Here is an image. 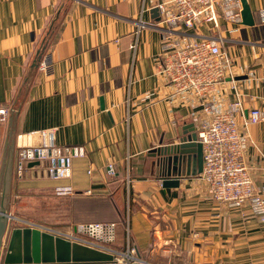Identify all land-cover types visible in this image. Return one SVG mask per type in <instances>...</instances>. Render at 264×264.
I'll return each mask as SVG.
<instances>
[{
  "label": "crops",
  "instance_id": "1",
  "mask_svg": "<svg viewBox=\"0 0 264 264\" xmlns=\"http://www.w3.org/2000/svg\"><path fill=\"white\" fill-rule=\"evenodd\" d=\"M246 1L255 25L241 23L231 32L233 25L220 19L219 29L245 113L252 107L264 110V0ZM141 3L0 0V108H9L0 121V189L5 173L11 190L20 137L55 127L58 144L81 145L84 155L72 158L70 176L62 180L42 175L37 166L24 176L40 189L71 184L76 193L60 198L77 208L86 206L89 214L101 208L104 215L91 218L102 221L122 222L127 194L126 223L123 230L117 225L107 249L122 252L132 246L134 257L145 264H264V222L247 207L241 211L214 201L197 175L180 176L178 186H161L154 150L195 130L198 117L191 110L197 108L191 105L196 98L174 96L169 83L154 73L160 34L153 27L135 32ZM58 13L49 44L39 50ZM158 18L151 10L144 13L145 20ZM187 31L213 34L207 28ZM44 58L51 62L46 72L37 67ZM219 94L223 102L233 99L229 82ZM247 129L251 142L244 159L254 185L261 187L264 123ZM33 140L22 137L21 144ZM108 163L114 175L107 172ZM74 217L75 223L85 218L81 211Z\"/></svg>",
  "mask_w": 264,
  "mask_h": 264
},
{
  "label": "built area",
  "instance_id": "2",
  "mask_svg": "<svg viewBox=\"0 0 264 264\" xmlns=\"http://www.w3.org/2000/svg\"><path fill=\"white\" fill-rule=\"evenodd\" d=\"M156 8L158 21L144 19V13ZM241 0H142L136 18V32L145 27L158 30L160 56L155 60V73L169 78L185 95L196 98L191 114L198 117L196 141L201 144L202 167L199 176L207 192L227 206H247L251 213L264 222V187L254 185L244 152L251 142L248 126L264 123V110L252 107L244 110L235 85L234 63L224 47L226 38L219 33L220 19L231 23L229 31H238L241 25ZM210 26V27H208ZM206 27L213 35L200 38L187 30ZM187 29V30H186ZM215 34V35H214ZM136 44L130 45L135 47ZM42 68H50V62L42 59ZM229 82L234 92L230 101L223 102L219 87ZM186 91L192 92L193 96ZM175 96V95H174ZM9 108H0V121L5 120ZM238 114L243 117L238 122ZM240 125L243 129L240 128ZM55 127L36 132L39 142L19 147L15 167L18 173L27 164L45 162L48 176L58 181L70 176L71 159L82 156V147H62L54 143ZM264 158V156H263ZM33 165L32 167L39 166ZM58 195H73L71 184L58 182L54 186ZM89 192V190H87ZM75 232H83L99 242H111L116 228L113 221H92L76 225ZM70 239H77L101 248L71 233L57 232ZM126 253L134 257L135 248L128 246Z\"/></svg>",
  "mask_w": 264,
  "mask_h": 264
},
{
  "label": "water",
  "instance_id": "3",
  "mask_svg": "<svg viewBox=\"0 0 264 264\" xmlns=\"http://www.w3.org/2000/svg\"><path fill=\"white\" fill-rule=\"evenodd\" d=\"M151 12H157L152 8ZM241 23L255 25L254 14L246 0H241ZM103 106L102 98L100 99ZM33 144L39 141L36 134ZM25 134L21 139L31 137ZM36 140V141H35ZM29 143V142H28ZM153 156L157 173L161 177L163 188L178 186V176L194 175L201 171L202 149L196 141L194 128L184 132L176 144L155 148ZM31 162L28 166L37 164ZM174 175V176H172ZM6 174L0 189V264H145L138 257H130L126 252L110 248H101L77 239H70L62 234L54 233L40 227L32 226L28 221L18 218L5 209ZM13 220L24 222V225H13Z\"/></svg>",
  "mask_w": 264,
  "mask_h": 264
},
{
  "label": "rangeland",
  "instance_id": "4",
  "mask_svg": "<svg viewBox=\"0 0 264 264\" xmlns=\"http://www.w3.org/2000/svg\"><path fill=\"white\" fill-rule=\"evenodd\" d=\"M135 26H136V19H135ZM208 27H210V26H208ZM145 28H147V27H145ZM204 28H206V27H204ZM190 30H192V29H190ZM135 32H136V29H135ZM196 34L197 33H195L194 31H192V33H191V35H194V36H196ZM201 36H203V35H199L197 38H200ZM134 43L136 44V40L134 42H132V44H134ZM132 44H131V46H132ZM131 48L134 50L136 48V46L131 47ZM160 54L161 53H160V47H159V53L154 58L153 66H155V60H156V58H158L160 56ZM41 62H42V59H40L37 63V67L40 70L46 72V71H49L51 69V62H50V68H48V69L42 68ZM154 73H155V70H154ZM160 75L164 78L165 82L169 83V85L171 86V88L174 92L173 94L175 96L176 95H178V96L185 95L183 92H181V91H185V90H180L171 80H169V78H166L162 74H160ZM186 93L188 95L193 96L192 92H190V91H186ZM191 112H192V110H191ZM197 128L198 127L196 126L195 132H197ZM54 134H55V132L53 133V138H54ZM38 137H39V135H38ZM53 140H54V143L59 145V146L68 147V148L72 147V146H63V145L58 144L56 142L55 138ZM31 145H33V144H31ZM26 146H29V145H26ZM74 146L75 147H82V150H83L82 155H84L83 146H81V145H74ZM20 147H22V146H20ZM18 148L19 147H17L16 152H17ZM16 152H15V158H14V170L15 171L13 172V176H12L11 190L10 191L6 190V196L4 198L5 209L9 213L17 216L18 218L28 221V223H30L32 226L40 227V228L46 229L48 231H51V229H54V230H57V232L71 233V234H74L76 236H79L82 239L88 240L92 243H98L99 245L105 246V248H107V246L105 245L106 244L105 242H99V240H96V239L88 236L87 234H85L83 232H75V229H74L75 227L77 228V226H76L77 224H81V223H85V222H92V221H102L99 219H92L91 218L94 216L104 215L100 211L101 208L97 214L94 212L89 214L86 206H83V207L80 206L77 208V207H74L73 205L71 206L70 204L66 203L63 198H60L62 196H66V195H58L55 193L54 186L56 185V183L52 186V190H50L47 186H42L43 189H40V187H36V186L32 185L29 181H27V178L24 175H25L26 170H29L30 168H35V167H32L33 165L28 166V164H27V166L22 170V172L18 173L16 171V167H15ZM74 157H76V156H73V158ZM71 162H72V159H71ZM42 163L43 164H41V165L39 163L35 164V165L39 164V166H37L36 168H38V167L41 168L40 169L41 174L52 179L50 176H48V172H47L48 167L46 166L45 162H42ZM106 169L110 175H114V168H113V165L111 163L107 164ZM199 174H200V172H198L197 174H194V175L198 176L202 186L205 187L206 193L209 195V197L218 203L224 204L221 201L215 199L213 196H211L207 192L206 185L204 184V182H203L202 178L199 176ZM189 176H193V175H189ZM178 177L180 178V176H178ZM52 180H54V179H52ZM39 186H41V185H39ZM83 193H89V192L84 191ZM114 193H117V192H114ZM117 195L119 197L118 193H117ZM115 196H116V194H115ZM124 198H125V200H124L125 202L123 204L124 206L122 207V212L120 214V217H121L122 222L126 223V220L128 217L127 208H129L128 202L126 201L127 194H126V197L124 194ZM224 205H226V204H224ZM227 207L232 208V209L235 208V209H239V210L243 211V209L246 208L247 206H241V207H232V206L229 207V206H227ZM248 210L250 211L249 208H248ZM79 211H81L83 213L85 218H84V221L75 223L72 219L75 218L74 217L75 213L78 214ZM104 221H102V222H104ZM108 221H113L115 223L116 229H117V225L119 224V226L123 230L122 222L119 223L114 219L108 220ZM13 225H21L22 226V225H24V222H21L19 220H13L11 223V226H13ZM122 252H125V251L123 250Z\"/></svg>",
  "mask_w": 264,
  "mask_h": 264
},
{
  "label": "trees",
  "instance_id": "5",
  "mask_svg": "<svg viewBox=\"0 0 264 264\" xmlns=\"http://www.w3.org/2000/svg\"><path fill=\"white\" fill-rule=\"evenodd\" d=\"M59 20V13L58 15L52 20V23L51 25L49 26V28L47 29V32L46 34L44 35V39L43 41L41 42V45H40V48L39 50L41 49H45L46 46L49 44V41H50V38L52 37V32L53 30L55 29V27L57 26L58 24V21ZM40 52V51H39Z\"/></svg>",
  "mask_w": 264,
  "mask_h": 264
}]
</instances>
